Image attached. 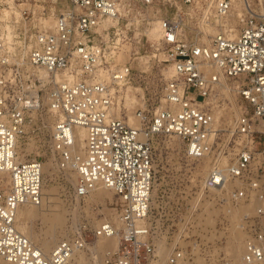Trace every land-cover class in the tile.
<instances>
[{
  "label": "built area",
  "instance_id": "1",
  "mask_svg": "<svg viewBox=\"0 0 264 264\" xmlns=\"http://www.w3.org/2000/svg\"><path fill=\"white\" fill-rule=\"evenodd\" d=\"M156 2L51 0L57 4L52 29H40V24H33V13L23 10V44L10 50L0 40V171L9 172L11 178L8 190L0 187L1 260L78 264L76 257L83 253L86 260L81 264H154L152 139L174 136L182 142L186 159L210 164L200 190L213 194L219 207L256 204L253 212L240 218L245 234L241 263L264 264V227L258 220L264 215V0L252 7L243 5L234 34L222 26L232 9L231 0H182L185 12L150 19L148 10ZM209 10L218 21V31L208 43L187 40V24L195 18L198 24H207ZM192 11H200V17L190 15ZM138 21L159 24L160 43L174 77L165 85L163 106L153 110L145 104L136 110L133 115L139 126L134 127L113 111L114 87L130 82L134 75L129 65L117 62L118 47L110 40L120 24L129 27ZM220 76L233 82L241 102L225 143L216 141L215 116L206 104ZM42 109L55 118L50 150L56 166L67 171L71 165L77 173L72 197L84 200L104 186L118 198L121 223L120 228L107 220L94 227L69 228L49 255L15 226L19 206L42 204V162L21 160L19 153L30 113ZM76 126L86 132L80 153L72 150ZM114 236L116 250L98 258V239ZM184 260L183 252L176 250L166 264Z\"/></svg>",
  "mask_w": 264,
  "mask_h": 264
},
{
  "label": "rangeland",
  "instance_id": "2",
  "mask_svg": "<svg viewBox=\"0 0 264 264\" xmlns=\"http://www.w3.org/2000/svg\"><path fill=\"white\" fill-rule=\"evenodd\" d=\"M156 1L148 10L150 19L155 15L164 17L185 12L182 0ZM235 2H238L237 6ZM235 2L232 1V9L222 21L223 29L230 30L232 34L238 31V17L242 14L243 5L248 3L252 7L259 4L258 0ZM23 10H29L30 16L33 13V24H40V29L43 27L50 30L54 25L53 14L57 10V4H52L51 0H26L20 4L0 2V40L10 46V50L23 44L20 34ZM40 12L44 13L41 18L38 15ZM190 15L199 18L201 12L192 11ZM205 15L208 17L207 24H198L196 18L193 24H187L188 28L184 32L187 40L199 39L208 43L218 31L219 24L214 12L209 10ZM138 18L139 16L136 19ZM158 27L159 24L155 21L150 24L138 21L129 27L120 24L118 34L110 40L111 46L118 47L117 62L129 65L134 75L130 82L114 87L113 111L118 118L127 120L145 104L153 110L163 106L165 85L174 77V71L171 62L166 60L164 47L160 43L161 35L158 37L156 34ZM27 46L30 47L29 43ZM226 85L229 90H220L217 87L206 100L215 116L217 143L221 140L223 143L228 142L240 112L241 102L234 91L235 85L231 80H227ZM54 120V115L46 109L30 113L19 145L21 159L36 158L44 164L42 193L48 191L53 194L54 203L50 207L60 218V225L53 232L42 220L43 212L27 220L25 233L41 250L45 238L50 234L54 235L50 245L53 247L65 235L63 230L67 233L69 228L82 224H87L88 228L94 227L105 220L115 225L114 221L118 218L119 201L111 191L98 190L80 201L72 197L76 181L73 166L69 165L68 168L71 169L67 171L59 169L50 150ZM152 144L155 181L150 223L155 232L154 244L157 252L154 264H166L168 256L176 250L183 252V264H242L245 234L240 218L244 212H253L256 204L249 203L239 208L229 205L219 207L213 194L200 190V181L210 165L208 162L186 159L182 142L174 136H155ZM4 183L0 181V185L4 186ZM48 214L49 211H45L44 215ZM258 220L264 227V215ZM16 223L20 224L19 219ZM234 237L239 250L237 257L230 243ZM105 241L111 246L115 245L114 239L101 241V244L106 243ZM114 250L116 248L99 249L98 258L104 252ZM0 264L7 263L0 260Z\"/></svg>",
  "mask_w": 264,
  "mask_h": 264
},
{
  "label": "bare ground",
  "instance_id": "3",
  "mask_svg": "<svg viewBox=\"0 0 264 264\" xmlns=\"http://www.w3.org/2000/svg\"><path fill=\"white\" fill-rule=\"evenodd\" d=\"M232 1L234 3L236 0H232ZM237 1H239V0H237ZM237 3L235 4V6L238 5ZM240 17L241 16H239L238 18H240ZM156 34L158 35V37H160L161 34H160V31H159V27H158V30H157ZM226 83H227V79L225 77H223V76H220V81L217 83V87L220 90H229V88L227 87ZM127 122L131 126H134V127H136V126L138 127L139 126L138 119L133 114H131V116L128 117ZM73 135H74V145L75 144L76 145H75V147L73 145V149L72 150H73V152L80 153V152H82V149L84 148V143H85L84 140H85V137H86L85 129L80 127V126H76L74 128V130H73ZM76 147L78 148V150H75ZM21 160H23V159H21ZM42 166H44V164ZM42 168H44V167H42ZM75 174H76V178H77V173L75 172ZM0 179H2V180H0L1 182H5L4 186L0 185V187L5 189V190H8L10 188V185H11V178H10L9 172L0 171ZM75 183H76V181H75ZM98 190L111 191V190L105 188L104 186H98L95 189H93V191L88 196H90L92 193H94V192H96ZM42 194H45V195H42V204L40 206L22 205V206H19L18 209H17L16 221H17V219H19V223L20 224L18 225L16 223L15 226H16V229L21 234H23L27 239H29V236H27L26 233H25V230H26L27 224H28L27 220L31 219L32 217H34V215H36L38 213L43 212V213H41L42 220L49 225V227L51 228L52 232H53V230L55 229V227L57 225H60V218L57 216V213L55 211H52V208L50 207L51 203H54L52 201L53 200V197H52L53 194L51 192H48V191H45ZM49 208H51V209H49ZM45 211H49V214L47 216L44 215ZM229 213H231V212L229 211ZM231 214H234V212H232ZM103 220H105V219H103ZM114 223H115L116 227H121V223H120L118 218L115 219ZM64 234H65V230H63V235ZM53 236H54L53 234H50V236L45 238V240L43 242V250H41L37 245H35V244L34 245L36 247H38L44 254L49 255L50 252L52 251L53 247L56 245L55 244L53 247L50 246L51 243L54 240ZM110 239H114L115 240V245L111 246L108 243V241H105L106 243L101 244L102 243L101 241L110 240ZM29 240H30V242L32 241L31 239H29ZM234 240H235V237L233 238V240L230 241V243H231V248H232V250L234 251V253H235L236 257H237L239 255V250H238V247L236 246ZM117 245H118V237L114 236V237H111V238L98 239V241L96 243V248H97V250L106 249V248H109V247L116 248ZM49 249H50V251H49ZM85 260H86L85 259V255L83 253H79L78 256L76 257V261H77L78 264L83 263ZM1 261L5 262L7 264H11V263H8V262H6L4 260H1ZM199 263H200V261H199Z\"/></svg>",
  "mask_w": 264,
  "mask_h": 264
}]
</instances>
